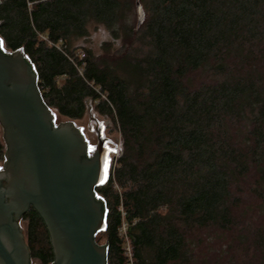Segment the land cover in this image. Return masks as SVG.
<instances>
[{"label": "trees", "instance_id": "obj_1", "mask_svg": "<svg viewBox=\"0 0 264 264\" xmlns=\"http://www.w3.org/2000/svg\"><path fill=\"white\" fill-rule=\"evenodd\" d=\"M0 1V38L45 104L82 120L91 101L119 128L97 189L107 264L127 263L124 224L136 264H264V0ZM98 26L103 54L76 46ZM22 220L32 260L52 264L41 217Z\"/></svg>", "mask_w": 264, "mask_h": 264}, {"label": "water", "instance_id": "obj_2", "mask_svg": "<svg viewBox=\"0 0 264 264\" xmlns=\"http://www.w3.org/2000/svg\"><path fill=\"white\" fill-rule=\"evenodd\" d=\"M138 25L145 20L136 3ZM0 264H32L20 222L34 209L49 233L52 264H107V208L97 189L109 179V150L97 151L73 123L57 125L42 99L38 77L22 50L0 38Z\"/></svg>", "mask_w": 264, "mask_h": 264}, {"label": "rangeland", "instance_id": "obj_3", "mask_svg": "<svg viewBox=\"0 0 264 264\" xmlns=\"http://www.w3.org/2000/svg\"><path fill=\"white\" fill-rule=\"evenodd\" d=\"M133 17H134L133 18L134 23L137 24L136 9H135V14ZM109 39H110V34L104 27L102 26L91 27L88 35L83 37L82 39H79L76 42V46L80 48L85 47V48L92 49V51L95 54L100 55V54H103L104 44ZM3 48L7 52H10L6 49L4 43H3ZM78 53L82 54L84 52L83 50H79ZM88 108L89 109H88L87 115L82 120L67 119V118L59 116L55 110H52V111L55 115L57 125L68 123V122L73 123L74 126L83 133L88 143L95 149L98 146V135H97L96 130L99 129V131L103 135L102 140L105 141L104 147L108 148L109 150V167H110L109 173L112 174V169L114 167L115 161L118 160L122 154V137H121L119 128L114 122V120L106 116H102L98 114L94 110V105H92L91 101L88 102ZM0 144L4 147L3 150L5 151V144L2 140V127L1 126H0ZM95 149H93L92 154L95 153L96 151ZM3 162H4L3 159L0 160V167H2ZM20 225L26 237V228H27L26 221L22 220L20 222ZM100 243H101L100 245H105V240L102 239ZM32 264H41V263L37 260H32Z\"/></svg>", "mask_w": 264, "mask_h": 264}, {"label": "built area", "instance_id": "obj_4", "mask_svg": "<svg viewBox=\"0 0 264 264\" xmlns=\"http://www.w3.org/2000/svg\"><path fill=\"white\" fill-rule=\"evenodd\" d=\"M0 4H1V1H0ZM117 163H118V160L115 161L114 167L112 169V174H110V175L114 174V171H115V169L117 167ZM120 234H121V236H122V238L124 240V254H125V257H126V260H127L126 264H136L134 251H133V246H132L131 241H130V239L128 237L127 226L125 224L121 228Z\"/></svg>", "mask_w": 264, "mask_h": 264}, {"label": "flooded vegetation", "instance_id": "obj_5", "mask_svg": "<svg viewBox=\"0 0 264 264\" xmlns=\"http://www.w3.org/2000/svg\"><path fill=\"white\" fill-rule=\"evenodd\" d=\"M97 131V135H98V146H99V144H100V141L103 139V135H102V133L99 131V129H97L96 130ZM88 142V141H87ZM105 142V141H104ZM89 146H90V154L92 155V152H93V149H95V148H93L90 144H89ZM98 146H97V148L95 149L96 151H97V149H98ZM95 151V152H96Z\"/></svg>", "mask_w": 264, "mask_h": 264}]
</instances>
